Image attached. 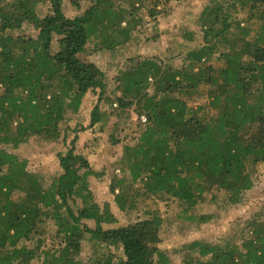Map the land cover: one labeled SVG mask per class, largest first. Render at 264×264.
I'll list each match as a JSON object with an SVG mask.
<instances>
[{
	"label": "trees",
	"instance_id": "trees-1",
	"mask_svg": "<svg viewBox=\"0 0 264 264\" xmlns=\"http://www.w3.org/2000/svg\"><path fill=\"white\" fill-rule=\"evenodd\" d=\"M79 1L82 12L68 18L63 0H0V264H176L160 248L167 227L213 225L221 208L241 204L264 165V0H210L177 34L179 52L131 57L110 78L80 56L115 60L138 41L143 14L156 22L190 0ZM87 94L97 96L89 128L107 134L116 125L102 104L133 108L138 122L127 142L108 135L121 144L111 202L95 200L89 179L105 172L76 154ZM196 96L205 102L193 108ZM73 121L74 137L56 155L61 173L28 169L16 151L33 139L65 144L63 125ZM221 194L217 211L200 210ZM147 200L170 201L175 214L142 207ZM172 254L179 264H264V204L228 234Z\"/></svg>",
	"mask_w": 264,
	"mask_h": 264
},
{
	"label": "rangeland",
	"instance_id": "rangeland-1",
	"mask_svg": "<svg viewBox=\"0 0 264 264\" xmlns=\"http://www.w3.org/2000/svg\"><path fill=\"white\" fill-rule=\"evenodd\" d=\"M210 0H190L187 4L178 6L172 4V8L169 14L166 16H159L156 22L151 21L146 18L143 14V22L140 24L138 34V41L131 48V51L123 53L122 49H118V57L115 60H112L109 53L103 52L99 54H94L92 56H80L83 61L93 62L98 68L104 73V76L107 78L112 77L116 69V63L123 66L126 65L128 60L131 57L137 55L142 56H153L158 55L162 58H169L170 55H174L171 51L179 52L178 47L179 39L177 34L180 33V29L184 26L192 27L197 24V17L201 10L208 5ZM76 3L81 2L78 0H63L64 12L68 18L77 17L83 9L76 6ZM44 2L41 1L39 8L44 13ZM38 8V9H39ZM27 33H32L31 29H27ZM175 51V52H176ZM205 100L200 97H194L190 101V106L195 108L200 104H203ZM97 103V96L87 94L83 98V102L80 108V114L77 118V121L83 124V131H78V139L76 141V154L82 155L87 160V166L95 171H104V178L99 181L89 178L91 180V188L94 193V198L97 202L109 201L111 202V197L107 193L108 182L110 177L118 176V171L113 170L115 161L120 156L121 144L113 145L111 143L109 134L112 133L114 137L120 141L127 142L131 138L137 136V119L133 112V108H125L123 110H118L116 105L108 107V105L102 104V110L107 109L109 112H112V123L116 124L111 131L109 130L106 134L105 132H100V128L94 127L89 128L88 124L90 122V112ZM104 105V107H103ZM209 113L208 109L205 111H200V115H205ZM73 121L70 126L63 125L65 133V144L59 142L57 144H44L38 139H33L25 147H21L16 151L17 154L21 157L28 160V169L32 171H39L45 174L46 178L51 177L54 174H60L61 170L58 165L56 155L58 153H63L68 146L71 139L74 135L70 129L74 128ZM143 123V122H141ZM111 124V125H113ZM80 124L77 126L79 127ZM81 127V126H80ZM111 126H109L110 128ZM82 128V129H83ZM79 165V161L76 160L72 163V166L76 167ZM112 169V174L110 170ZM253 178L255 179L254 188L245 193L241 204L229 208L228 211H223L224 208H221V212L217 222L211 226L204 227L202 230H195L191 225L188 227V230L183 229V226L186 224L178 221L177 223L172 224L167 227L164 239L160 244V248L167 253L172 262L179 264L178 255L172 254L173 250L180 249V246L188 241L195 239H207L214 240L220 235L229 233V225L232 221L238 218H245L251 213L260 211L264 204V165H257L253 171ZM224 199V195H219L216 202H205L200 206V210L204 213H212L218 210V205ZM76 205L79 204V201L76 200ZM156 203V204H155ZM158 205L160 211L169 217H172L175 214L174 205L170 201H153L147 200L142 207H154ZM114 212L119 218V225H125L127 220L123 218L122 215L117 213V210L114 209ZM86 224L91 225V222H86ZM83 255L81 256L84 259L90 249L88 245H84Z\"/></svg>",
	"mask_w": 264,
	"mask_h": 264
},
{
	"label": "built area",
	"instance_id": "built-area-1",
	"mask_svg": "<svg viewBox=\"0 0 264 264\" xmlns=\"http://www.w3.org/2000/svg\"><path fill=\"white\" fill-rule=\"evenodd\" d=\"M141 121H142V122H144V121H145V119L142 117V118H141Z\"/></svg>",
	"mask_w": 264,
	"mask_h": 264
}]
</instances>
